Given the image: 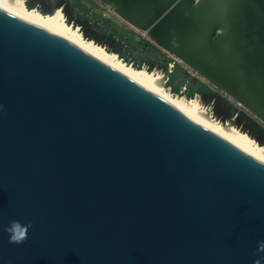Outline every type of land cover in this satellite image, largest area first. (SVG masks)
Listing matches in <instances>:
<instances>
[{
	"label": "water",
	"instance_id": "1",
	"mask_svg": "<svg viewBox=\"0 0 264 264\" xmlns=\"http://www.w3.org/2000/svg\"><path fill=\"white\" fill-rule=\"evenodd\" d=\"M98 1L264 126V0ZM260 242L264 161L0 5V264H264Z\"/></svg>",
	"mask_w": 264,
	"mask_h": 264
},
{
	"label": "rangeland",
	"instance_id": "2",
	"mask_svg": "<svg viewBox=\"0 0 264 264\" xmlns=\"http://www.w3.org/2000/svg\"><path fill=\"white\" fill-rule=\"evenodd\" d=\"M28 1L31 5L45 10H51L54 6L60 4L62 11L64 9L70 14V24L73 23L74 26H78L80 28L81 32L85 30L90 35L97 38L102 46L108 51H120L122 56L121 59L133 66L140 64L142 68L148 70V67L152 64L153 67H151V70L149 71L164 73L165 87L168 91H171L174 94H182L187 98L186 93L191 91L193 88H197V80L207 85L214 92V96L211 100L204 101L198 93H193L192 97L188 98L190 99L196 97L205 109L212 112L215 119L220 120L223 123L229 122L249 135L245 129L241 128V125L238 126L235 123V114L237 112H241L264 128V126L252 118V116L245 111L243 107L237 105L236 102L224 96L216 87H213L211 84L205 82L196 72L178 61L174 55L156 45V43L147 38L144 33L133 29L130 25L127 26V30L124 28L121 29L118 22L112 20L110 17L104 16L101 12L86 6L81 2V0ZM136 35L139 37L136 38ZM222 100L234 107V112L236 113H233L232 117L221 119L220 116L215 114V110L221 114L226 111L227 107ZM262 145L264 146V144Z\"/></svg>",
	"mask_w": 264,
	"mask_h": 264
},
{
	"label": "bare ground",
	"instance_id": "3",
	"mask_svg": "<svg viewBox=\"0 0 264 264\" xmlns=\"http://www.w3.org/2000/svg\"><path fill=\"white\" fill-rule=\"evenodd\" d=\"M195 1L197 2L199 0ZM81 2L88 7L101 12L104 16L110 17L112 20L118 22L122 28H127V26H129L128 23L123 21L113 12L114 9L111 5H104L98 0H81ZM0 5L16 15L31 20L68 38L83 49L111 64L168 101L172 102L194 120L264 161V146L259 144L254 138L229 122L223 123L220 120L215 119L212 112L205 109L196 97L189 99L182 94H174L171 91H168L165 87L164 73L148 71L145 68H136L122 60L116 53L108 51L105 47L97 44L94 40L84 37L78 26H74L66 22L65 15L60 7H58L51 14H43L36 8H27L25 0H0ZM137 31L144 33L147 36L146 32H142L140 30ZM138 37L139 36L136 35V38ZM175 58L178 59L177 57ZM178 61H180V59H178ZM233 101L236 102L235 100ZM236 103L237 105L243 107L242 104L238 102Z\"/></svg>",
	"mask_w": 264,
	"mask_h": 264
},
{
	"label": "trees",
	"instance_id": "4",
	"mask_svg": "<svg viewBox=\"0 0 264 264\" xmlns=\"http://www.w3.org/2000/svg\"><path fill=\"white\" fill-rule=\"evenodd\" d=\"M25 5L27 8H36L43 14H51L52 12L55 11V9L60 7V4H58V5L54 6V8L51 10H45V9L37 8L36 6L31 5L28 0L25 1ZM63 12H64V15L66 16L67 23H70V20H71L70 14L64 9H63ZM71 24H73V23H71ZM82 33H83L84 37H86L88 39H93L97 44L102 45L97 38L90 35L87 31L84 30V31H82ZM109 51L116 53L120 58H122L120 51H118V50H109ZM134 67L142 68L140 66V64H136ZM151 67H153L152 64H150V66L148 67V71L151 70ZM196 82H197V85H196L197 88H193L191 91L187 92L186 96L192 97L193 93H198L204 101L211 100L214 96V92L207 85L201 83L200 81L197 80ZM222 102L227 107L226 111H224V113L221 114L215 110V114L220 116L221 119L227 118V117L228 118L232 117L233 113H236V112H234V107L232 105L228 104L227 102L223 101V100H222ZM235 116H236V118H234V119H235L236 125H238V126L241 125V128L245 129L252 138L256 139V141L259 144H261V145L264 144V128L263 127L258 125L254 120L245 116L241 112H237L235 114Z\"/></svg>",
	"mask_w": 264,
	"mask_h": 264
},
{
	"label": "clouds",
	"instance_id": "5",
	"mask_svg": "<svg viewBox=\"0 0 264 264\" xmlns=\"http://www.w3.org/2000/svg\"><path fill=\"white\" fill-rule=\"evenodd\" d=\"M31 227V223L23 225L16 220L10 221L8 226L4 229L5 233L8 235V243L13 245L23 244L28 238L27 234ZM258 251L264 252V242L258 244Z\"/></svg>",
	"mask_w": 264,
	"mask_h": 264
}]
</instances>
